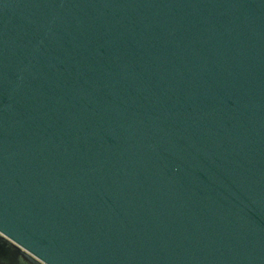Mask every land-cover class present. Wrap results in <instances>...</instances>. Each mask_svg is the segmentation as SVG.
<instances>
[{"label":"water","instance_id":"1","mask_svg":"<svg viewBox=\"0 0 264 264\" xmlns=\"http://www.w3.org/2000/svg\"><path fill=\"white\" fill-rule=\"evenodd\" d=\"M0 264H264V0H0Z\"/></svg>","mask_w":264,"mask_h":264}]
</instances>
